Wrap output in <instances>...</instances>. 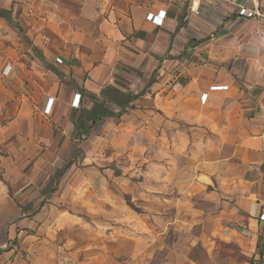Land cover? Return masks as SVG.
Here are the masks:
<instances>
[{
    "label": "crops",
    "instance_id": "0c3cea01",
    "mask_svg": "<svg viewBox=\"0 0 264 264\" xmlns=\"http://www.w3.org/2000/svg\"><path fill=\"white\" fill-rule=\"evenodd\" d=\"M238 6L264 13V0H0V264L15 252L19 225L34 223L17 201L52 159L69 160L82 146L72 112L90 108L89 94L102 97L107 85L125 89L122 78L138 94L152 76L121 124L154 143L156 167L170 159L188 178L177 189L189 195L171 203L176 221L199 223L210 240L241 241L264 264V17L241 16ZM160 10L163 24L147 18ZM112 117L92 129L89 147ZM157 251L139 246L128 262ZM173 255L163 264H176Z\"/></svg>",
    "mask_w": 264,
    "mask_h": 264
},
{
    "label": "rangeland",
    "instance_id": "374dc122",
    "mask_svg": "<svg viewBox=\"0 0 264 264\" xmlns=\"http://www.w3.org/2000/svg\"><path fill=\"white\" fill-rule=\"evenodd\" d=\"M53 69L61 76L58 68ZM117 82L128 87L123 78ZM110 106L120 111L118 105ZM121 121V116H114L99 126L97 144L88 146L90 136L81 139L82 146L71 159H52L28 199L17 201L23 218L34 223L19 225L8 264H163L172 250L176 264H258L243 242L227 237L210 240L199 223L176 221V206L171 203L189 195L177 189L188 178L170 166V159L163 160L167 167H156L154 143L142 134L126 135ZM4 152L0 145V154ZM69 161L73 171L71 165L57 178ZM177 161L184 167L188 160ZM91 243L95 251L85 254L83 248ZM139 246L159 251L141 263H129V252H138Z\"/></svg>",
    "mask_w": 264,
    "mask_h": 264
},
{
    "label": "trees",
    "instance_id": "16d2710c",
    "mask_svg": "<svg viewBox=\"0 0 264 264\" xmlns=\"http://www.w3.org/2000/svg\"><path fill=\"white\" fill-rule=\"evenodd\" d=\"M21 30V29H20ZM155 75V73L153 74ZM155 81V77L152 76L148 87ZM124 87V86H122ZM146 87L138 94L132 93L127 87L125 89L116 85H107L102 90V97H98L94 94H89L93 99V105L90 108L80 106L72 112L71 118L74 123V137L78 140L85 139L90 136L92 129L106 117H120L127 111V108L131 107V102L141 95H144L148 91ZM110 104H116L120 107V111H114ZM72 165V162H67L66 167L57 174V178ZM1 252V251H0ZM262 264V263H258Z\"/></svg>",
    "mask_w": 264,
    "mask_h": 264
},
{
    "label": "built area",
    "instance_id": "2783aa9c",
    "mask_svg": "<svg viewBox=\"0 0 264 264\" xmlns=\"http://www.w3.org/2000/svg\"><path fill=\"white\" fill-rule=\"evenodd\" d=\"M238 13L241 16H247V17H253L254 15L257 16H262L264 17V13L259 11V10H248L245 6H238ZM147 18L149 20H152L155 24L161 25L164 22V18H165V11L160 10L157 13L154 12H150L147 14ZM57 62L61 63L62 59L60 57H57L56 59ZM11 70V65L7 64L4 68V73H8ZM212 89H223V88H227V85H213L211 86ZM207 98V94L204 93L202 94V100H206ZM81 102V94L80 93H76L74 95L73 101H72V105L74 107H78L80 105ZM53 105V98H49L48 103L46 105L45 110L47 112H50L51 108ZM260 220L264 221V213L260 214Z\"/></svg>",
    "mask_w": 264,
    "mask_h": 264
}]
</instances>
